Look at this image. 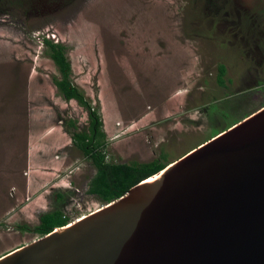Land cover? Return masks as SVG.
<instances>
[{"label": "rangeland", "instance_id": "1", "mask_svg": "<svg viewBox=\"0 0 264 264\" xmlns=\"http://www.w3.org/2000/svg\"><path fill=\"white\" fill-rule=\"evenodd\" d=\"M44 37L65 45L114 162L171 163L264 106V0H0V257L40 238L20 226L43 212L106 204L68 124L87 111L59 94Z\"/></svg>", "mask_w": 264, "mask_h": 264}, {"label": "water", "instance_id": "2", "mask_svg": "<svg viewBox=\"0 0 264 264\" xmlns=\"http://www.w3.org/2000/svg\"><path fill=\"white\" fill-rule=\"evenodd\" d=\"M151 177L0 264H264V106Z\"/></svg>", "mask_w": 264, "mask_h": 264}, {"label": "trees", "instance_id": "3", "mask_svg": "<svg viewBox=\"0 0 264 264\" xmlns=\"http://www.w3.org/2000/svg\"><path fill=\"white\" fill-rule=\"evenodd\" d=\"M43 41L46 52L59 71V76L54 79L59 94L68 101L76 100L88 114L86 129L77 130L78 127L74 119H69L68 123L70 127L76 129L72 132L73 143L96 167V173L89 183L88 193L95 195L100 201L107 204L126 194L133 186L163 170L169 164L164 160L165 155H163L164 159L159 157L146 162H114L107 158L108 140L102 127L103 122L99 107L94 106L91 100L85 96L84 91L73 81L72 64L67 56L65 45L55 43L46 37L43 38ZM225 72L226 69L221 66L218 75V81L221 85L225 84ZM217 134L215 133L213 136ZM65 196V193H58L59 203L65 199ZM69 222L70 216L65 213L63 207L57 206L52 210L43 212L39 217V222L34 226L23 225L20 228L33 231L41 237L52 232L55 228L67 225Z\"/></svg>", "mask_w": 264, "mask_h": 264}, {"label": "bare ground", "instance_id": "4", "mask_svg": "<svg viewBox=\"0 0 264 264\" xmlns=\"http://www.w3.org/2000/svg\"><path fill=\"white\" fill-rule=\"evenodd\" d=\"M151 178H152V177H151ZM151 178H150V179H151ZM148 179H149V178H148ZM145 181H147V180H145ZM145 181H143V182H145Z\"/></svg>", "mask_w": 264, "mask_h": 264}]
</instances>
